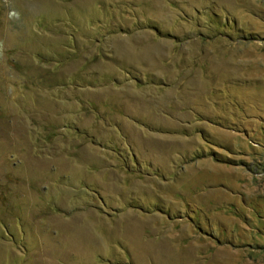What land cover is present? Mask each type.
Masks as SVG:
<instances>
[{"label": "rangeland", "instance_id": "obj_1", "mask_svg": "<svg viewBox=\"0 0 264 264\" xmlns=\"http://www.w3.org/2000/svg\"><path fill=\"white\" fill-rule=\"evenodd\" d=\"M0 264H264V0H0Z\"/></svg>", "mask_w": 264, "mask_h": 264}, {"label": "clouds", "instance_id": "obj_2", "mask_svg": "<svg viewBox=\"0 0 264 264\" xmlns=\"http://www.w3.org/2000/svg\"><path fill=\"white\" fill-rule=\"evenodd\" d=\"M16 15H17V13H15V12H10V13H9V16H10V17L16 16Z\"/></svg>", "mask_w": 264, "mask_h": 264}]
</instances>
